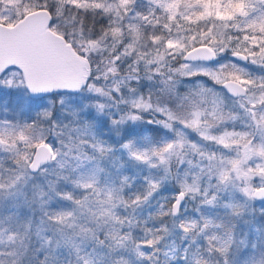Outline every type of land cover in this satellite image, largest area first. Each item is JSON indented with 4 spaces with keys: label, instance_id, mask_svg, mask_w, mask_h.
Listing matches in <instances>:
<instances>
[{
    "label": "trees",
    "instance_id": "16d2710c",
    "mask_svg": "<svg viewBox=\"0 0 264 264\" xmlns=\"http://www.w3.org/2000/svg\"><path fill=\"white\" fill-rule=\"evenodd\" d=\"M6 1L9 2L8 5L5 4L1 8ZM151 1L144 0L143 6L150 7V3L153 4L154 2ZM224 2L228 3L229 0H224ZM95 3H101L104 7H108V5L117 4L118 0H0V22L6 24L17 21L22 17L24 11L29 10V8L31 10L39 7L47 8L51 14V29L61 34L72 45L73 49L87 60L89 66L88 80L92 79L94 81L95 78L97 80L103 78L108 81L111 80V83L116 86L114 90L108 86H102L109 91L112 100L115 101V107L112 105L109 108L107 120L86 112L76 115L78 109L74 108V102L77 100H67L65 98L68 96L74 97L76 92H52L42 97L29 96L31 104L29 103L25 110L19 111V107L14 106V96H21L20 94H22V75L18 68L9 67L7 68L8 71L6 73L4 71L0 76V82H2V86H0V128H11L16 131L22 130L25 125H32L36 130L41 128L48 136L46 137L47 143L53 145L54 141V143H60L66 149L68 148L66 155L64 152L62 154V158L68 166L66 170L64 169L69 174L67 178H70L74 185L78 180L91 182L92 187L88 189L98 192L99 196L113 197L120 185H127L128 188H126L131 191L143 189L141 196H144L143 193H148L152 188L159 190L157 193L150 194L149 200L144 205L143 213L139 217L140 224L132 234L130 254L115 251V239L111 233L112 226H107L105 230L103 229L92 238L88 243V247L78 253L77 256H69L62 251H58L55 255L57 258L56 264H84L85 260L90 261L91 264H122L124 261L127 264H137L138 260H141V264H194V258L207 261L209 255L205 250L204 239L217 237L218 239L211 241L212 249H215L220 247V241L227 240L229 232H220L219 229L214 231L209 227H205V233L198 234V229H201L197 225L200 215L193 213L190 219H182L186 221V223L184 222L185 226L181 223L187 229V231H184V235L172 236L168 234L167 216L171 214V203L176 193L183 188L182 185L175 182L173 177L166 179L165 176L157 172L158 168L154 163V158L151 159V153L155 150L156 145L151 144L153 141L149 138L153 137L158 129L165 130L168 128L167 132L170 131V128L174 129V133L171 131L172 136L181 137L184 142L193 141L192 134L188 129L178 127L180 126L179 122L169 120L165 113L157 110L163 108L175 112L177 116L182 113V110L177 107L178 101L174 99L173 104H169L170 99L166 97L168 91L164 81L173 75L170 69L178 68L184 62L183 57L174 50L166 49L165 43L163 47L155 45L153 48L156 53H159L157 49L166 52L164 59L158 63H147L148 60L144 52H136V46L131 50L126 47L134 35L132 26H136L138 30L139 27L147 25L146 20L137 22L130 18L131 3L128 5L129 10L120 9L119 15H117L116 9L105 12L102 8L90 6ZM152 8L158 12L154 5ZM59 13L63 17H58ZM261 13H264V5L258 4L255 8H251L248 15L241 18L242 20L239 19L246 24L255 20L258 24ZM164 16L161 20L163 22L167 20L166 14ZM176 20L183 27L177 28V25H173L176 23H172L176 30H172L171 33L176 35L172 36L171 39L184 38L181 42L185 44L186 34L188 35V31L194 30V26L200 23L201 20L195 22H186L180 18ZM159 26L163 29V24H159ZM114 29H119V36H113ZM71 33L72 36L70 37L69 34ZM142 33V37H148L146 30ZM255 35L259 36V32H256ZM197 40H199V36H197ZM92 42L96 44V53L93 56L83 50L85 46L92 44ZM197 44V41L192 43V45ZM233 48L234 45L230 43L229 48L221 55L231 60L230 52ZM169 52L173 54H167ZM117 56H119V60H116ZM219 61H222L221 57H219ZM242 64H245V62ZM113 66L117 69L116 73L109 71ZM209 66L215 67V65ZM252 73L253 71L248 72L249 75ZM252 75L251 77L256 79L257 84L261 83L259 78L264 74L255 73ZM177 79L180 82L176 86V95L170 94L179 100L180 94L186 93L194 86L195 78L192 81L179 77ZM200 80L207 87L220 90L219 86L214 85L207 77H201ZM17 83H19L18 86ZM138 98H142L151 104V108L148 110L134 108L131 102ZM238 108V106L233 105L231 97L226 99L225 113L231 112L240 119L241 113H239ZM10 111L12 113H9ZM45 112L50 115L45 116ZM65 113H67V116H65ZM131 116H137L138 119L130 120ZM116 118H119L120 121L126 120L129 126L124 125L125 128H122V126L115 123L116 127H113L112 123L116 121ZM109 119H113V121L110 122ZM232 122L234 121H228L229 128L232 126L231 128H234L235 131L239 130V132L246 130ZM166 124L171 125V127H166ZM213 130H210L212 134L217 133ZM9 141L11 142V140ZM258 143H261V139ZM21 144L22 142L17 141V145L22 151H32V149H26L25 145L21 146ZM124 144H131V148H139L138 153L142 158L132 162V157L128 156L127 149L123 147ZM212 146L216 148V154L219 158L222 157V154L227 155V158H231V152L238 150L235 145L231 150L224 147L220 150V146ZM219 151H221L220 154ZM241 155L243 156V154ZM12 156L13 153H3L0 155V160H3L5 165L6 162L12 161ZM76 158L82 159L83 169L80 173L76 167H73ZM251 161V166L249 164L244 166L248 173L255 170L257 172L264 170V167L256 166L263 159L258 155L256 156L255 151L252 153ZM245 163L247 162H243V164ZM49 165L51 163L46 164L41 169L47 168ZM78 173H83L86 178L76 177ZM262 181L263 179L260 177L254 181L253 186L262 185L264 183ZM252 201L255 202L257 208L254 207L255 209L253 208L250 211L252 212L250 215L253 214V211L264 213V207L259 203L264 199L256 200L252 198ZM183 205L182 203L181 207ZM237 205L238 199L229 206L231 208L237 207ZM206 215L207 213L205 215L203 213V216ZM251 220L249 233L252 239L255 228H258L259 220L255 218ZM183 227L180 226V228ZM252 241H254V238ZM6 245L7 241L5 240L0 245V253H4L3 256H0V259H7ZM231 256L232 249L229 254L230 259ZM217 259L218 255L216 254V262ZM219 259L222 264V258Z\"/></svg>",
    "mask_w": 264,
    "mask_h": 264
},
{
    "label": "rangeland",
    "instance_id": "374dc122",
    "mask_svg": "<svg viewBox=\"0 0 264 264\" xmlns=\"http://www.w3.org/2000/svg\"><path fill=\"white\" fill-rule=\"evenodd\" d=\"M8 3V1L3 3L1 8H3L5 4L8 5ZM143 4L144 0H133L130 8L131 19H134L137 22H143L145 20L141 17H148L146 20L147 25L138 28V31L141 33L146 30V35L148 37L141 38L140 42L135 47V51L144 52L146 54L147 60H153L152 63H156L153 58L159 53H156V50L153 49L155 45H153L151 39H149V36L153 34L162 35L165 40H167L171 39L172 36L176 34H172L166 28H160L159 24L164 25L165 23H168V18L165 20V22L161 21L163 17H165V13H162L161 10L156 7L154 2L153 4L150 3V7L143 6ZM258 4H260L258 0H253L252 8H255ZM153 5L157 8L158 12L152 8ZM30 10V8L29 10L27 9V11L25 10L23 14ZM181 10L185 11L186 15L189 12L191 13L193 11H198L197 9ZM219 11L225 10L219 9ZM157 16L160 17L159 23L156 22ZM58 17L61 18L63 15L59 13ZM242 17L245 16L239 15L237 13L235 19H228L226 21H221L214 18L201 20L200 23L194 26V30L188 31V35L186 34V39L184 40L185 44L189 43L187 38L189 36L196 35V32L199 33L202 31H207L209 28H213V25H219L220 27L213 28V31L223 32L231 35L233 39L230 43L234 45L233 49L238 48L241 53L248 56L245 64L232 59L228 60L223 55L220 56L222 58V61L220 62L236 63L240 67L244 68L247 73L249 71H253L252 74L260 73L263 75L264 67L260 66L261 62L258 60L257 63H252L254 58L248 52L244 51L245 47L251 48L257 52L259 49L256 48L254 44L241 43L245 35H253V32L250 31L251 28H248L246 26L247 24L241 21ZM177 18L180 17L177 16L176 19ZM224 23H227V28L223 27ZM173 25L171 24L172 30H176V27ZM233 25H236V27ZM69 36L71 37L72 33L69 34ZM83 50L85 53L89 52V54L92 56L96 53L95 47L93 48L91 44L85 46ZM104 72H106V70H104ZM252 74H250V76H253ZM88 76L89 66L87 62L86 68L84 69L83 81L80 88L76 91V95L74 97L68 96L65 98L67 100H77L74 102V108L78 109L76 115L86 112L88 114H93V116L100 117L103 120H107L109 116V108L112 105L115 107V101L112 100L111 94L109 91H107V89L103 88V85L108 86L112 90H114V87L116 86L111 83V80L108 81L103 78L101 80H97V78H95L93 81L92 79L88 80ZM18 85L19 83H17V86ZM0 86H2V82H0ZM22 86V90L19 88L22 93L20 94L21 96H14V106L16 105L19 107V111L25 110L30 103L28 98L30 95L27 93L23 82ZM95 89H100V91L97 92ZM166 95V97L170 99L169 104H173L174 99L175 101H178L177 97L175 98L171 96L169 92H167ZM99 105H103V107H99ZM9 113L12 112L10 111ZM239 113H241V118L239 119L237 117V121L235 120L232 123L241 126L242 129H246L243 131H248L250 133L247 137V140L251 141L253 145L259 146L258 141L261 139L262 130L257 128L255 125L249 129L247 127L250 122L248 116L243 112V110L240 111V109ZM65 116H67V113H65ZM109 121L112 122L113 119H109ZM116 121L117 125L122 126V128L129 126L127 125L126 120L121 123L120 119L116 118ZM174 121L179 122V120ZM112 126L116 127L114 123H112ZM178 127L183 126L180 123V126ZM231 127L232 126H230L229 131H232V129L234 130V128ZM211 129L212 128L208 129L209 134H218H212V131H210ZM37 130L39 131L41 128ZM166 130H168V128L165 130L158 129V132L155 133L153 137L149 138L151 141H153L151 144L156 145L155 150H153L151 153V159L153 160L154 158V163L158 168L157 172L162 174V176H165L166 179L173 177L176 183H179L180 185L186 183L191 188L195 189L194 191H188L184 193V205L183 207L180 206L177 214H169L170 216H167V233L169 232L168 234H171L172 236L178 234L184 235L185 228L183 226H185L186 223L184 220L190 219L193 213H198L200 218H198L197 225L203 229V231L198 229V234H204L205 227H209L214 231L219 229L220 232H229L228 234H230L233 238L231 258H234L233 254L239 255L243 251H250L251 245L254 242L258 244L260 238L264 237V213L261 214L257 211H253V214L250 215V213H252L250 211H252L254 207L257 208L255 202L252 201V191L254 188H256L253 186V183L260 177H262V182H264V170L261 172H257V170H255L254 172L248 173L244 166L248 164L251 166L252 161H249L245 164H243V162L240 163L239 171L232 170L229 161L240 160L242 158L241 154H243V152L238 155V150H236L235 152H231V158H227V155L223 154L222 157L219 158L216 154V148H214L212 145L220 146V150L223 148V146L217 144L216 142L212 140H205L190 130L188 131L192 134L193 141L184 142L182 141L181 137L172 136L171 131L174 133V129L172 130L170 128L169 132ZM237 132H239V130H237ZM44 135L45 137H48L45 132ZM8 142L11 143L10 141ZM169 142H174L173 150L171 152H162L161 150ZM22 145L23 143L21 146ZM52 146L60 153L58 159L64 161L62 154L64 152L66 155L68 148L66 149L64 145L57 142L54 143V141ZM233 146L234 145H231L229 150H231ZM138 149L139 148L136 147L131 148L132 151L137 153ZM7 152L9 151H6L3 147H0V155L3 153L6 154ZM129 153L127 149L128 156L130 158L132 157L133 159H131L132 162L138 160ZM220 153L221 151H219V154ZM262 159L263 161L256 165L257 167H264V158ZM81 160V158H76L73 165V167L78 169L79 173L81 172V169H83L81 165L83 163ZM6 163L7 164L4 165L5 169H14L16 167L13 160ZM50 163L51 165H49L47 168L41 169L36 173L31 172L28 182L20 186V192H22L24 195H21L20 192H18L14 197L7 196V191H9L8 189L5 190L4 195H0V205H2V209L0 210L6 213H18V217L21 222H31V227L29 229L26 230L25 228L21 227L19 230V235L13 234V239H8L9 234L7 233L3 237H0V245L4 240L7 241L5 250L6 255L8 252L13 250H15L18 254L24 252V246H27L28 251L20 258V264H37V259H33V257L37 256L39 259H43L44 254L51 252L53 245H57L58 242V245L55 247L54 255H56L58 251H62L69 256H77L78 253L88 247L89 241L98 235L100 231L103 229L105 230L107 226H112L111 233L112 237L115 239V251H120L122 254H130L132 234L140 224L139 217L143 213L142 210L144 209V205L149 200L150 194L157 193L159 190L157 188H152L148 193L144 192V196H141L140 194L143 192V189H135L131 191L127 189V185H120L113 197H102L99 196L98 192H95L94 190L82 188L77 183L74 185V182H71L70 178H67L69 175L68 172L64 171V169L66 170L68 167L66 164H64L63 168H60L55 162ZM222 171L227 172L229 176V179L226 182H221L219 180V175ZM79 173L76 175V177L86 178L83 173ZM241 173H246V175ZM5 174L8 175L7 172ZM83 182L85 181H80V183ZM244 188H248V194H245L242 191ZM181 191L184 192V189ZM41 192L44 193L43 196L39 195ZM233 199L234 201H237L238 199V205L237 207L235 206L230 208L229 205L234 202ZM41 201L44 203L41 204ZM77 201H79V203H77ZM207 201H211V203H207ZM259 203L264 207V201ZM15 205H18V207ZM69 211L72 213V215L67 217L65 223L60 224L48 220L49 216L67 213ZM180 212L181 214H179ZM203 213L204 215L207 213V215L203 216ZM253 218L259 220L258 228L261 229V232L257 233V228H255V234L253 235L254 241H252L253 238L251 239L249 233V228L252 222L251 219ZM41 221H44V223H41ZM206 221H210V223L206 224ZM180 226L183 228H180ZM57 228H59L60 231H56ZM38 229L44 230L39 231V234H37ZM46 240L49 241L47 246H45ZM241 241H244L245 243L241 244ZM204 244L205 250L209 255L207 264H217L216 254L214 252L208 251L209 247L212 248V242L209 244V239H204ZM36 249H40L41 251L37 253ZM14 258L15 257L7 255V260L9 261ZM239 258L242 260L243 256L239 255ZM125 262L126 261H124L122 264H127ZM137 264H141V260H138Z\"/></svg>",
    "mask_w": 264,
    "mask_h": 264
},
{
    "label": "snow or ice",
    "instance_id": "6c2138e0",
    "mask_svg": "<svg viewBox=\"0 0 264 264\" xmlns=\"http://www.w3.org/2000/svg\"><path fill=\"white\" fill-rule=\"evenodd\" d=\"M133 0H118L117 4L108 5L104 7L101 3H95L90 5L94 8H102L103 11L108 12L110 9H116L117 15L120 14V9L128 11V5L132 3ZM261 5H264V0H258ZM156 7L166 14L168 18V23L163 25V28L168 29L169 32L172 31L171 24L176 23L177 28H182L183 26L179 24L176 17L179 16L180 19L186 22H195L198 20H208V19H219L221 21H226L228 19H235L237 13L242 16L248 15V10L253 7V0H229L225 3L224 0H154ZM181 9H197L198 11H193L189 14H185V11ZM219 9H224L225 11H219ZM147 20L148 17H141ZM160 17H156V22L159 23ZM236 27V25H233ZM248 28L252 29L253 35H245L241 43L254 44L259 51H254L251 48L245 47L244 51L248 52L254 59L252 63H257L259 60L261 62V67H264V13H261L259 23L257 24L255 20L249 21L246 25ZM219 25H213V28H219ZM224 28H227V23L223 24ZM213 28H209L207 31H202L197 33V35L189 36L187 39L188 44L181 42L182 39H167L162 35H150L153 45H161L162 47L166 43V49L174 50L182 55L184 62L180 64L178 68L170 69L173 74L168 80L164 81L167 91L173 95H176L177 84L180 82L179 78H184L189 81L194 80V86L190 88L186 93L179 95V100L177 107L182 110L181 115L178 117L174 112L167 111L166 109L160 108L158 111L165 113L169 120H179L185 129L197 134L205 140H212L217 144L223 146L224 148H229L231 145H235L238 149V155L243 152V156L240 160H230L231 169L239 171V165L242 162H249L252 159V153L255 150L256 155L264 158V76L259 79L261 83L257 84L255 78L251 77L244 68L240 67L236 63H221L219 57L223 54L226 49L229 48V44L233 37L223 32L213 31ZM133 38L131 42L126 46L129 50L134 48L141 40L142 33L137 30L136 26H132ZM243 31V30H242ZM259 32V36L255 33ZM119 29L113 30V36H119ZM199 36V40H197ZM192 41H197L199 47L192 45ZM91 46L96 47L95 42H92ZM147 46V45H145ZM159 54L153 59L158 63L162 61L165 57L166 52L157 49ZM186 53V55H185ZM167 54H173L171 52ZM233 57L239 59H248V56L241 55V52L236 49L231 50ZM119 60V56L116 57ZM153 60H148L147 63H152ZM215 65V67L209 66ZM5 73L8 69L4 70ZM109 71L116 73L117 69L115 66L109 69ZM201 77H207L208 80L212 81L214 85H218L220 90L216 88L207 87L201 82ZM11 86L10 84L8 85ZM78 86V81L73 82L70 87L76 88ZM39 88H32L33 92L39 91ZM255 90V91H254ZM99 92L100 89H95ZM257 91L259 95H257ZM228 97L232 98V103L238 106L239 109L249 118V124L247 127L251 129L253 125L262 130L261 143L259 146L253 145L251 141L247 140L248 131L237 132L235 130L229 131L228 121H235L237 116L233 115L231 112L225 113V101ZM132 106L137 109L148 110L151 108V104L144 101L142 98L133 100ZM103 107V105H99ZM45 116L50 115L45 112ZM131 119H138L137 116H131ZM121 123L123 121H120ZM215 122V123H213ZM117 123V121H113ZM166 127H171V125L166 124ZM234 127V125H233ZM214 129L218 135H211L208 129ZM11 140V143L8 141ZM17 141L22 142L27 149H32L33 151H22L18 145ZM0 147L4 150L13 153L12 160L16 167L5 169L3 160H0V195L5 194L7 191V196H16L20 192V186L28 182L31 172L40 170L44 165L55 162L58 167L63 168L65 162L58 159L60 155L59 151L54 149V147L46 142V137L42 130H36L32 125H25L20 131L15 129H3L0 128ZM124 148L130 150V155L137 159H141V155L135 151L131 150V144H124ZM174 148V142H169L161 150L162 152H171ZM212 158V157H210ZM31 170V171H30ZM8 173L6 175L5 173ZM246 175V173H241ZM229 179L227 172H221L219 175V180L221 182H226ZM76 183L82 188L92 187V183L85 181ZM184 192L180 195L183 196L185 192L194 191L189 185L182 184L181 186ZM245 194L249 193L248 188L242 190ZM21 195H24L20 192ZM260 195L264 197V188L260 189L258 193H252V195ZM43 196L44 193H39ZM44 202L41 201V204ZM79 203V201H77ZM211 203V201H207ZM18 207V205H15ZM2 209V205H0ZM173 211H177L173 208ZM47 215V214H45ZM72 213L69 211L67 213L57 214L54 216H49L48 220L56 223H65L67 217L71 216ZM44 223V221H41ZM210 223V221L205 222ZM194 227V224L192 225ZM23 227L26 230L31 227V222H21L18 213H6L0 210V237H3L6 233L8 239H13V234L19 235L20 228ZM44 229H38L43 231ZM56 231H60L59 228ZM187 231V229H185ZM203 231V229H201ZM257 233L261 232V229H256ZM209 244L212 240L218 239L217 237H210ZM49 241H45V246H47ZM233 243V238L229 234L226 241H220V247L212 249L209 247V252H214L218 255L217 264H221L219 258H222V264H264V237L260 238L259 243H253L251 245L250 251H243L239 255L243 256L241 260L239 255L233 254L234 258L229 257L231 252V247ZM244 244V241L240 242ZM58 245V242H57ZM53 245L51 252L44 254L43 259H39L34 256L33 259H37V264H56L57 258L55 257V247ZM28 251L27 246H24V252L17 253L15 250L8 252V256L15 257L11 261L7 259H0V264H20V258ZM41 250L36 249L39 253ZM4 253H0L3 256ZM84 264H91L90 261L85 260ZM194 264H207V261L203 259H195Z\"/></svg>",
    "mask_w": 264,
    "mask_h": 264
},
{
    "label": "water",
    "instance_id": "95a60500",
    "mask_svg": "<svg viewBox=\"0 0 264 264\" xmlns=\"http://www.w3.org/2000/svg\"><path fill=\"white\" fill-rule=\"evenodd\" d=\"M50 22V11L44 7L26 12L12 24L0 22V76L9 67L18 68L31 97H42L52 92L74 93L83 81L86 59L61 34L51 29ZM194 46L199 47V44ZM231 58L240 63L246 61L232 54ZM75 81H78V86L70 87ZM34 87L40 90L33 92ZM262 188L264 183L254 188L252 193H258ZM180 193H176L171 203L173 215L177 214L184 201V195ZM252 197L264 198L258 194ZM173 208L177 211L174 212Z\"/></svg>",
    "mask_w": 264,
    "mask_h": 264
},
{
    "label": "flooded vegetation",
    "instance_id": "af4514ba",
    "mask_svg": "<svg viewBox=\"0 0 264 264\" xmlns=\"http://www.w3.org/2000/svg\"><path fill=\"white\" fill-rule=\"evenodd\" d=\"M264 199V198H263ZM257 200H262V199H257ZM173 215V214H172Z\"/></svg>",
    "mask_w": 264,
    "mask_h": 264
}]
</instances>
